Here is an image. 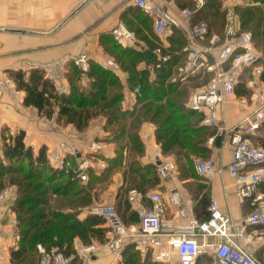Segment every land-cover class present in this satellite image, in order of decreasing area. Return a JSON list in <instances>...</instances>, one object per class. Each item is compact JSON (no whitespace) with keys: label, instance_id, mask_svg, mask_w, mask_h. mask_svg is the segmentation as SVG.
I'll use <instances>...</instances> for the list:
<instances>
[{"label":"trees","instance_id":"16d2710c","mask_svg":"<svg viewBox=\"0 0 264 264\" xmlns=\"http://www.w3.org/2000/svg\"><path fill=\"white\" fill-rule=\"evenodd\" d=\"M253 1L256 3L246 8L236 7L235 10L241 16V28L252 32L255 48L260 51L264 50V0ZM179 3L181 6H188L187 3L190 7L194 6V2L188 0H179ZM193 22H205L209 35L216 32L223 35L226 13L221 12L220 0H209L204 8L195 13ZM123 24L131 28L128 23ZM172 30L168 38L169 46L163 48V53L169 55V61L157 68L156 79H152L148 69L156 62L154 50L158 43L154 41L158 40V36L153 31L150 38L146 37L148 47L141 50L121 45L113 33L110 37L109 53L128 73L129 87L132 90L139 87L133 109L126 110L122 105L125 92L121 78L97 62H89L90 67L85 72L89 78L86 85L82 82V68L73 61L68 62L65 76L69 79L70 90L67 93L58 91L55 80L47 77L45 68L7 71L17 90L24 92V105L38 109L41 116L51 119L57 114L58 121L73 125L79 132L86 130L92 120L103 117V129L107 133L103 140L115 144L116 153L113 158L105 159L106 165L102 169L89 168L87 179L83 182L75 171L78 167L75 161L70 162L68 171L53 167L46 145L35 152L24 140V130L8 136V129L3 130L0 190L9 184L17 186L12 210L17 218L15 231L19 238L16 246L11 247L12 264H40L38 244L48 251L58 247L70 257L75 254L76 238L84 244L106 241L108 232L112 230L107 219L93 213H87L82 218L81 213L101 199L117 172L122 173L123 184L116 197L127 209L131 207L128 198L131 189L145 193L156 186L161 177L156 165L142 162L146 145L140 131L145 123L155 126L156 141L162 153L173 156L185 172L194 157L210 156L207 142L216 129L202 125L204 112L193 110L186 104L191 89L206 84L213 74L205 67L195 74L181 73L187 62V38L176 27ZM262 61L264 53L262 58L260 56L245 68L234 86L236 94L251 95L253 89L247 83L254 76V67ZM142 62H146L147 67L139 69ZM261 73L264 78V69ZM252 139L254 145L264 148V125L256 130ZM66 160L69 161L68 157ZM258 189L264 192V182L258 185ZM118 215L125 225L139 222L137 219L126 221L120 213ZM254 227L264 231V226ZM125 253L128 259H124L122 264H139L141 252L135 243L126 245L121 256ZM147 254L151 255L149 251ZM71 264H82V260L74 255ZM142 264L161 263L151 259Z\"/></svg>","mask_w":264,"mask_h":264},{"label":"crops","instance_id":"0c3cea01","mask_svg":"<svg viewBox=\"0 0 264 264\" xmlns=\"http://www.w3.org/2000/svg\"><path fill=\"white\" fill-rule=\"evenodd\" d=\"M191 1L194 2L188 0V2ZM165 2L176 14L186 6H181L179 0H165ZM157 3L164 4L161 0H157ZM255 3L251 0L248 4ZM189 4L187 3L188 7H190ZM145 14L144 10L136 5L135 0H0V135L3 129L13 132L24 130V140L27 145L32 146L35 152L40 146L46 145L49 154L54 149L59 150V145L64 143L71 147L69 151H61L68 157V160L80 164L86 157L94 159L95 155H101L102 163L99 162L97 165L104 167L105 159L113 158L116 153L115 144L103 140L107 134L103 129V117L92 120L86 130L79 132L73 125L58 121L57 114L51 119L41 116L38 109L24 105L23 91H19L17 88L12 90L6 85L9 80H12L7 71L21 68H45L51 64L58 65L60 70L62 68L63 73L60 79L55 80V84L59 92L67 93L70 90L69 79L65 76L68 62H74L75 58L84 53L89 56L88 63L93 61L102 66V61L105 58H113L117 62L108 51L111 44L109 40L110 37L112 38L111 30L116 25L125 22L130 25V29L135 35V41L128 45L129 47L138 50L148 47L146 37L150 38L153 21L150 16ZM257 51L259 57L262 58L264 50ZM146 67L147 63L142 62L138 68ZM256 68L263 71L264 61L254 67V76L249 78V80H253L254 85L250 86L247 83V86L253 89L252 93L264 88V78L261 74L255 73ZM85 72L82 69V82L86 85L89 78ZM115 75L120 77L124 84L125 99L122 104L124 109H133L137 101V92L128 85V73L120 66V70ZM251 95L239 96L236 94L226 98L223 103L218 105L217 114L220 120L215 125H208L216 129V133L207 142V146L211 150L210 156L194 157L186 172L178 166L173 156H166L162 153L161 147L156 141L155 126L148 122L143 125L140 131L146 145V154L142 158L143 164L154 163L158 172L160 164L169 169L168 175L161 176L156 181V186L147 191H155L160 194L165 219L173 227L186 225L193 218L206 221L211 215L209 206L213 200L217 202L219 209L230 218L234 225L230 228V233L237 232V225L241 224L244 218L252 212L251 202L242 199L237 193L238 181L232 177L229 171L233 149L219 129V126H234L249 113L253 105ZM238 97L244 98L246 101L242 103ZM204 124L203 120L202 125ZM219 135L222 136V139L220 145H217L216 141ZM99 142L104 144V148L96 152L92 145ZM209 158L215 159L218 165L217 169L210 175H202L198 171L196 160ZM99 168L96 167L98 170ZM122 182L123 175L121 172H117L113 177L112 184L106 190L105 196L111 198L114 207L111 206L120 213L124 220L137 219L139 221V207L146 209L152 205V201L145 196L138 202L130 201L131 207L127 209L124 203H119L115 198ZM262 193L264 194V192ZM12 203L10 199L0 200V264H12L10 261L11 247L16 246L19 238L15 231L17 218L12 210ZM88 208H85L81 213L82 218L87 215ZM131 224L133 222L129 225ZM260 231L263 230L254 226L247 229V233ZM113 235L111 230L108 232L107 238L110 239ZM210 238L217 240L216 237ZM233 240L244 246L264 264V242L250 241L239 234L234 236ZM147 251L151 253L153 262H158L153 256V250L149 248ZM147 251L140 250L143 256L147 254ZM209 256L202 255L199 263L210 264L212 256ZM120 257H115L112 254L107 242L106 244L101 243L98 249L91 253L87 264H119ZM82 264H84L83 261Z\"/></svg>","mask_w":264,"mask_h":264},{"label":"built area","instance_id":"2783aa9c","mask_svg":"<svg viewBox=\"0 0 264 264\" xmlns=\"http://www.w3.org/2000/svg\"><path fill=\"white\" fill-rule=\"evenodd\" d=\"M136 5L141 7L153 21V31L158 36L159 44L156 46V62L148 66L152 79H156L157 68L169 61V55L163 53V48L168 47V38L172 28L182 30L187 38L185 51L187 52L186 65L181 73H195L205 67L213 77L202 86L192 89L186 105L191 109L204 112V123L215 125L219 122L218 105L226 98L236 95L234 86L238 82L242 72L249 65L259 59V53L253 43V34L250 30H242L239 14L235 8L239 4L237 0L225 1L226 26L223 35L218 32L209 35V29L205 22H193L195 13L204 8L209 0H193L194 6L182 8L178 14L171 11L169 4L159 5L157 0H135ZM180 15V17H179ZM111 32L114 38L123 46H128L135 41L134 32L126 25L118 24ZM89 56L81 54L74 59L83 71L89 68ZM102 66L113 71L115 74L120 70V64L113 58H105ZM47 77L60 79L63 70L58 65L51 64L45 67ZM61 71V72H60ZM259 68L255 73L262 74ZM250 86L254 85L249 80ZM8 86L16 90L13 80L8 81ZM137 94L139 87L134 89ZM238 100L244 103V98ZM253 105L247 115L232 127L219 126L222 134L228 139L233 156L229 171L234 179H237V193L242 199H247L253 205L252 212L237 225V232L230 233L234 225L216 201L209 206L211 215L206 221L195 218L186 225L172 226L165 219L162 197L155 191H146L145 194L138 189H131L128 198L132 203L138 202L145 196L149 197L152 205L146 209L140 208V220L138 224L125 225L118 213L109 204H97L88 208L89 213L102 215L107 219L112 228L113 237L107 242L112 254L120 257L122 250L128 244L135 243L139 250L144 252L151 248L155 260L162 264H200L202 255L212 256L210 264H263L255 255L244 246L233 240L237 234L245 236L248 240L264 242V231L247 233L252 226H264V194L258 190V185L264 182V148L254 145L252 135L264 125V88L252 93ZM213 140V139H212ZM62 148L69 151L71 147L62 144ZM102 145H96L94 150L99 152ZM49 161L53 167L68 171L71 166L67 156L52 151ZM198 171L202 175H210L217 169L215 159H197ZM94 159L89 157L78 165L76 173L81 181L87 179V170L96 168ZM159 174L167 176L169 169L160 164ZM15 194V190L12 191ZM9 193L3 190L0 197L6 198ZM216 237L217 240H211ZM75 256L79 257L84 264L89 262L91 253L96 251L99 244L96 242L84 244L80 238L74 241ZM41 253L40 264H71L74 255L67 257L58 247L46 250L38 244Z\"/></svg>","mask_w":264,"mask_h":264},{"label":"rangeland","instance_id":"374dc122","mask_svg":"<svg viewBox=\"0 0 264 264\" xmlns=\"http://www.w3.org/2000/svg\"><path fill=\"white\" fill-rule=\"evenodd\" d=\"M225 1L226 0H220V9H221V12H225ZM238 1V5L236 6L237 7V9H238V7H244V8H246V6H248L249 4L248 3H250L251 2V0H237ZM248 2V3H247ZM242 10V9H241ZM239 18H240V23H241V16H240V14H239ZM240 26H241V24H240ZM175 31H174V33L176 32V29H174ZM243 30V29H242ZM173 33V31L171 32V34ZM171 36V35H170ZM168 42H169V40H167ZM154 43L155 44H159V39L157 40H155L154 41ZM198 72V71H197ZM197 72H195V73H197ZM195 73H187V74H195ZM186 74V75H187ZM6 85H8L7 83H6ZM9 88L10 89H12L10 86H9ZM193 89V88H192ZM192 89H191V92H192ZM13 90V89H12ZM190 95H191V93H190ZM190 95H189V97H190ZM4 130V129H3ZM3 130H2V132H1V135H0V152L2 151V143H3V141L1 140L2 138H3V136H4V134H3ZM17 132H19V131H16V132H13V131H11V130H8L7 131V133H6V135L8 136V135H10V134H15V133H17ZM62 144H64V143H61L60 145H59V150H57V149H54L53 151H57L59 154H61V155H64V154H62L61 153V151H63L64 149L62 148ZM102 145V150H103V148H104V144L102 143V142H99V143H94L93 145H92V148L94 149L95 148V146L96 145ZM65 145V144H64ZM52 152V151H51ZM76 155V154H75ZM65 156V155H64ZM102 156L101 155H95V157H94V159H95V162H96V164L97 163H102L100 160V158H101ZM69 161L72 163L73 162V160L71 161L70 159H69ZM70 163V164H71ZM51 164V163H50ZM79 165V164H78ZM105 166V165H104ZM98 167H100V168H102L103 166H98ZM3 190H5V191H7V193H9L8 194V196L6 197V198H2V197H0V200H5V199H7V200H9L10 199V201H12L13 203H12V205L14 204V200H15V198H16V196H17V186H15V185H13V184H9V185H7V187H5V188H3V189H1L0 190V193H1V191H3ZM13 190H15V194H13L12 193V191ZM105 193H106V191L105 192H103L102 193V195H101V199L99 200V201H96L93 205H97V204H110V205H112L113 207H114V204L112 203V201H111V198H106V196H105ZM115 198H117V197H115ZM117 200H118V198H117ZM92 205V206H93ZM87 213H89V212H87ZM108 240H109V237L106 239V241H104V242H102V244H106V242H108ZM94 242H96L97 244H99V245H101L98 241H94ZM142 254V253H141ZM141 254H139V258H140V260H138V263L139 264H142L143 262H146L147 260H151L152 259V257H151V255H144L143 256V254L141 255ZM210 257V256H209ZM208 257V259H210ZM124 259H126V261H127V254L125 253V255H123V257L121 256L120 257V259H119V264H122V262L124 261ZM205 264H207V263H205Z\"/></svg>","mask_w":264,"mask_h":264},{"label":"water","instance_id":"95a60500","mask_svg":"<svg viewBox=\"0 0 264 264\" xmlns=\"http://www.w3.org/2000/svg\"><path fill=\"white\" fill-rule=\"evenodd\" d=\"M221 139H222V136L219 135V137L217 138V141H216L217 145H220Z\"/></svg>","mask_w":264,"mask_h":264}]
</instances>
